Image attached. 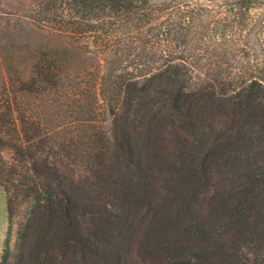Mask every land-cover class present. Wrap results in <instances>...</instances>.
Here are the masks:
<instances>
[{
  "label": "trees",
  "instance_id": "obj_1",
  "mask_svg": "<svg viewBox=\"0 0 264 264\" xmlns=\"http://www.w3.org/2000/svg\"><path fill=\"white\" fill-rule=\"evenodd\" d=\"M204 1L178 6L173 0H51L43 5V28L94 42L95 53L104 55L102 63L74 77L69 94L62 97L78 107L89 93L90 114H96L102 100L112 119L116 170L122 177L109 199H99L92 186L77 179L87 169L77 166L76 146L56 140L41 120L24 117L29 110L17 116L10 101L0 103V187L16 236L13 252L6 249L0 264H120L143 225L149 228L144 240L177 233L173 264H228L243 238L252 263L264 264V210L257 209L264 203V161L247 167L231 189L216 190L206 206L197 200L212 179L205 165L209 158L218 159L225 151L239 160L250 146L264 143V38L257 40L260 55L247 40L241 43L248 35L243 33L245 14L264 2ZM192 22L199 23L193 32L187 29ZM189 42L193 44L185 47ZM190 49L197 54L186 57ZM244 50L254 57L256 74L249 62L240 69ZM203 60L207 62L199 66ZM38 68V85L31 88L49 90L53 83L47 67ZM203 68L215 69L216 79L227 73L221 80L230 93L238 92L239 101L217 103L214 98L225 93L216 97L194 83L195 72ZM242 93L248 103L243 111ZM241 112L243 131L237 130ZM204 119L232 139L199 166L185 165L179 185L185 193L175 194L172 186L169 191L178 198L174 210L170 201L153 198L162 184L157 156L147 145L164 135L175 141L194 136ZM90 121L83 120L92 126ZM94 157H99L96 152ZM144 201L149 210L143 213ZM155 209L161 210L157 219L150 216Z\"/></svg>",
  "mask_w": 264,
  "mask_h": 264
},
{
  "label": "rangeland",
  "instance_id": "obj_2",
  "mask_svg": "<svg viewBox=\"0 0 264 264\" xmlns=\"http://www.w3.org/2000/svg\"><path fill=\"white\" fill-rule=\"evenodd\" d=\"M152 1L169 2L170 0ZM173 1L178 3V6L180 4L205 3L204 0ZM49 2L51 0H0V103L5 100L10 101L13 108L18 110V114L14 113L15 116L16 114L17 116L25 115L24 110H29L31 115L28 114L24 117L31 116L41 120L55 134L56 140L66 139L70 141L72 147L76 146L79 154L76 157L77 166H80V169H87L77 179L92 186L93 194L97 195L99 199H109L113 193V184L118 181L119 177H122L119 170H116L118 166L114 151L115 142L111 133L112 119L105 111L107 109L102 100H99L100 109L96 114L89 113L91 110L89 93H85V100L78 107L62 97L64 94H69V85L73 83L74 77L79 76L84 70L85 72L91 71L97 62L102 63L101 58L104 55L95 53L94 42L70 40L43 28L42 24H46V22L42 19L45 17L41 11L43 5ZM245 23L243 33L248 35L241 43L245 44L247 40L253 51L256 50L258 55L262 54L260 53L261 44L258 45L257 40L260 41V38H264V5L253 6L245 14ZM197 24L199 23L192 22L187 29L193 32L196 30ZM191 44L193 43L189 42L185 47L188 48ZM184 54L186 57H190L196 55L197 52L190 49ZM242 57L243 63L238 62L240 69H244L247 66L246 63L249 62L250 70L256 74L258 70L256 64L253 65L255 61L253 62L254 57L251 52L244 50ZM206 62L207 60H203L199 66H204ZM241 64H244L245 67H242ZM39 66L47 67V74L53 83L49 90L43 92L34 91L38 85ZM206 68L195 72L193 82L198 84L201 89H205L207 94L215 92L217 97V95L225 93L226 95L221 98H214L218 101L217 103H227L228 100L239 101L238 92L230 93L226 82L221 80L227 73L222 74L220 79H216V70ZM67 78L70 79L67 80ZM25 88L30 92L24 91ZM239 95L240 98H243L240 106L243 111L248 103L245 101L243 93ZM220 109L224 110L221 107ZM243 116V112H241L240 120L237 122L239 131L246 128ZM89 119H91L92 126L83 122V120ZM217 129L218 126L209 119H204L194 136L188 138L181 136L178 137V141H175L172 135H164L161 139L155 137L152 143L147 145V149L157 156L155 159L157 162L156 175L160 177L159 185L162 184L156 189L157 194L153 198L159 201H170L173 206L175 204V207L172 208L174 210L178 207V198L176 200L173 196L185 193L184 189L179 186L185 165L199 166L218 146H223L232 139L228 134L224 135ZM94 152L97 153L98 158L94 157ZM247 152L246 157H241L239 160L225 151L218 159L209 158L207 160L205 165L208 166L212 179L204 185L202 193H199L198 203L206 206L207 199L212 197L216 190L231 189L241 180V177L243 178L247 167L256 166L264 161V143L253 144ZM89 154L93 158L92 161L88 157ZM94 161L98 163H94V168L90 171L91 162ZM89 162L90 164H88ZM69 168L73 169V166L71 165ZM171 186L172 192H175L174 195L169 192ZM147 205L148 201H144L143 213L145 210H149ZM257 209L262 212L264 203L261 202ZM160 212V209H155L150 215L151 218L157 219L156 214ZM256 216V213L253 212V217ZM261 223L264 224V218ZM150 224L148 222V226ZM148 230L149 228L144 225L140 229H136V236L120 264L174 263L173 249L178 247L177 233L173 232L167 236L159 234L154 238L150 236L148 240H144V233ZM15 244V227L10 228L9 226L6 197L0 187V257L6 249L13 252ZM252 258L248 241L243 238L238 242L236 249L232 250L228 264H253Z\"/></svg>",
  "mask_w": 264,
  "mask_h": 264
}]
</instances>
